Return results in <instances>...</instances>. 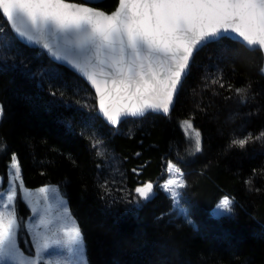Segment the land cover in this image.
<instances>
[{"label":"trees","instance_id":"1","mask_svg":"<svg viewBox=\"0 0 264 264\" xmlns=\"http://www.w3.org/2000/svg\"><path fill=\"white\" fill-rule=\"evenodd\" d=\"M117 2L97 6L111 11ZM262 60L239 41L211 42L170 115L112 127L85 80L22 43L0 11V177L16 155L25 186L59 184L89 264H264ZM186 119L202 135L198 152ZM168 161L183 171L189 217L160 187ZM223 197L234 200L233 213L215 216ZM17 207L19 215L28 208L21 196Z\"/></svg>","mask_w":264,"mask_h":264},{"label":"water","instance_id":"2","mask_svg":"<svg viewBox=\"0 0 264 264\" xmlns=\"http://www.w3.org/2000/svg\"><path fill=\"white\" fill-rule=\"evenodd\" d=\"M103 1L0 0V11L22 43L85 80L112 127L170 115L197 52L224 37L260 50L264 77V0Z\"/></svg>","mask_w":264,"mask_h":264},{"label":"rangeland","instance_id":"3","mask_svg":"<svg viewBox=\"0 0 264 264\" xmlns=\"http://www.w3.org/2000/svg\"><path fill=\"white\" fill-rule=\"evenodd\" d=\"M2 117L3 108L0 103V121ZM181 125L191 141L194 152L200 151L202 135L199 129L190 119L183 120ZM160 187L172 196L173 210L189 217V206L184 192V174L173 161H168L166 175ZM141 190L146 194L153 192L150 186ZM18 196H21L28 207L23 208L20 215L17 207ZM233 205V199L223 197L212 210V214H232ZM20 222L25 228L22 229V235ZM25 246L29 251L24 249ZM42 262L89 264L84 237L60 185L47 184L37 188L25 186L18 158L13 155L6 181L0 177V264Z\"/></svg>","mask_w":264,"mask_h":264},{"label":"flooded vegetation","instance_id":"4","mask_svg":"<svg viewBox=\"0 0 264 264\" xmlns=\"http://www.w3.org/2000/svg\"><path fill=\"white\" fill-rule=\"evenodd\" d=\"M76 1H79V0H76Z\"/></svg>","mask_w":264,"mask_h":264},{"label":"bare ground","instance_id":"5","mask_svg":"<svg viewBox=\"0 0 264 264\" xmlns=\"http://www.w3.org/2000/svg\"><path fill=\"white\" fill-rule=\"evenodd\" d=\"M109 152V151H108ZM107 164V163H106Z\"/></svg>","mask_w":264,"mask_h":264}]
</instances>
